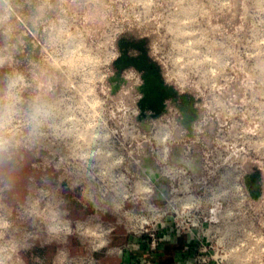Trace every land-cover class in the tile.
Segmentation results:
<instances>
[{"label": "rangeland", "instance_id": "obj_1", "mask_svg": "<svg viewBox=\"0 0 264 264\" xmlns=\"http://www.w3.org/2000/svg\"><path fill=\"white\" fill-rule=\"evenodd\" d=\"M36 8L41 9L39 18L30 19ZM14 23L9 41L14 46V62L0 72L19 70L29 79L35 73L39 81L51 78L58 97L64 99L74 94L83 99L93 86L98 92L106 86L103 77L111 70L121 35L134 32L151 38L152 55L161 64L167 81L202 98V114L193 136H184L175 121L166 118L156 122L165 125L161 129L168 133L174 127V141L191 148L199 157L192 178L200 195L208 178L212 186L216 185V174L224 171L225 164H234L237 173H242L245 161L255 157L264 162V143L260 152L249 151L254 140H264V0H30ZM3 42L0 37V44ZM124 90L114 96L113 141L115 147L124 145L131 152L130 171L140 176L144 158L158 168V143L152 135L144 142L131 136L132 123L136 122L118 118L124 113L132 117L136 109L134 95L130 97ZM78 105L84 114L85 107ZM237 127L239 137L234 134ZM169 137L163 144L168 146ZM42 146L28 156L15 192L0 201V213L8 215L16 227L13 234L31 236V247L22 250L10 264H57L62 251L68 252L70 264H88L90 260L92 264H116V258L105 256L103 249L94 252L86 242L88 238L78 233L51 238L42 223L43 199L38 215L25 217L29 199H35L38 190L43 189ZM180 157L185 158L183 150ZM50 192L49 209L66 211L65 219L71 225L86 219L118 223L110 236L112 245L125 240L121 219L90 217L93 210L79 187L58 190L53 184ZM251 205L249 209L244 204L238 218L245 230L239 236L248 246L239 249L236 257L241 264H264V195ZM75 207L86 214L76 216L72 212Z\"/></svg>", "mask_w": 264, "mask_h": 264}, {"label": "built area", "instance_id": "obj_2", "mask_svg": "<svg viewBox=\"0 0 264 264\" xmlns=\"http://www.w3.org/2000/svg\"><path fill=\"white\" fill-rule=\"evenodd\" d=\"M109 76L110 72L103 77L106 86L101 87L100 92L93 86L86 98H75V94L67 99L60 98L70 134L65 139H49L43 144L42 186L50 191V186L56 184L61 190L79 182L75 187H79L82 198L91 206L90 217L121 219L119 224L126 238L113 246L110 236L117 230L118 223L87 219L73 221L72 233L85 236L94 252L103 249L105 256L120 259L121 264H162L159 252L167 242L169 232L185 237L186 247L175 253L168 264H241L236 257L237 251L248 245L239 236L245 230L238 218L244 204L250 209L255 201L248 196L236 168L229 165L221 174H216V185L212 186L208 178L202 186L204 194L200 195L188 169L169 161L167 145L166 156L159 157L158 145L155 152L157 173L166 181V186L160 187L167 190V195L159 198L158 188L150 177L130 171L131 152L124 145L114 146L116 132L111 122L116 102L109 95ZM75 93L79 94L78 90ZM78 104L85 107L82 109L84 114ZM121 116L136 122L132 123L131 136L144 142L152 135L158 143L155 132L145 131L136 121L137 109L132 117L124 113L118 118ZM149 125L152 127L151 123ZM84 189L94 195V203L85 198ZM49 198L50 195L42 200L44 229L51 211ZM13 228L15 234L14 224Z\"/></svg>", "mask_w": 264, "mask_h": 264}, {"label": "clouds", "instance_id": "obj_3", "mask_svg": "<svg viewBox=\"0 0 264 264\" xmlns=\"http://www.w3.org/2000/svg\"><path fill=\"white\" fill-rule=\"evenodd\" d=\"M30 0H0V70L9 67L14 58L13 45L9 43L15 30V17ZM41 9L33 10L30 19H38ZM70 134L66 112L57 95L55 82L49 78L39 81L19 70L0 72V201L15 192L23 178L28 156L49 139L62 140ZM179 162V161H175ZM79 182H73L71 187ZM115 191V190H114ZM51 195L39 189L35 199L30 198L25 208L26 218L36 217L41 200ZM85 198L94 203V195L84 189ZM67 212L52 209L47 216L46 232L51 238L72 234V227L65 219ZM11 218L0 213V264H10L22 250L31 247L30 235L21 238L14 235ZM57 264H70L69 254L62 251Z\"/></svg>", "mask_w": 264, "mask_h": 264}, {"label": "flooded vegetation", "instance_id": "obj_4", "mask_svg": "<svg viewBox=\"0 0 264 264\" xmlns=\"http://www.w3.org/2000/svg\"><path fill=\"white\" fill-rule=\"evenodd\" d=\"M150 44L151 38L138 35L134 32H127L119 37L116 41L117 55L111 65L108 79L109 95L113 101H115L114 96L122 89H125V93L127 95L129 94L130 97L134 95L137 117L142 116L148 124L151 123L152 127L149 125V130L151 129L154 131L158 138L162 134L160 131L161 128L166 126H162L159 123L156 124V122L166 118L169 120L168 122H170V120L177 122L183 129L184 136L191 137L195 134V123L201 118L202 111L200 107L202 98L183 89V87L176 86L167 81L161 64L152 55ZM118 58H121V64L125 66L120 74L113 65ZM111 79L118 80L117 84L114 82L117 87L114 91L115 93L112 92L113 88L109 83ZM157 79L161 80V84L156 81ZM161 100L164 102V111L155 119L152 117L156 115V111L145 110L144 113L141 114L140 110L137 108V104L140 102L144 105L156 107ZM180 121L183 123H180ZM191 121L192 123H190ZM189 123L193 130L191 136H189V131L185 129V126L189 125ZM255 127L256 126H253L254 129H256ZM238 128L239 127H237L234 133L237 137H239L240 133V129ZM174 130V127L173 129L171 127V131L168 133L170 136L168 142L169 161H179L176 163H180L182 166L186 167L189 173L193 175L198 169L199 157L191 148H187L182 144H177L174 141ZM163 131L167 133L165 129H163ZM226 132H228V130ZM263 143L264 140H254L249 151L253 154L260 152L263 148ZM182 150L185 153V158L183 160L180 157ZM29 165L32 164L30 163ZM225 165L228 166V164ZM233 167L236 168L234 164ZM241 168L242 173L238 174L243 181L248 196L254 200L252 195H258V199L254 201L260 200L264 195V162L258 161L257 158L254 157L245 161L241 165ZM140 172L142 175L149 177L157 173V168L150 165L149 162L144 161V167ZM210 173L211 172H208V174ZM29 180H31V178ZM246 182L255 191L253 194L248 192L245 184Z\"/></svg>", "mask_w": 264, "mask_h": 264}, {"label": "water", "instance_id": "obj_5", "mask_svg": "<svg viewBox=\"0 0 264 264\" xmlns=\"http://www.w3.org/2000/svg\"><path fill=\"white\" fill-rule=\"evenodd\" d=\"M114 67L117 69L118 73L120 74L121 71L125 68V66H123L121 64V58H118L115 62H114ZM117 81L116 79H111L109 80V83L111 84L112 88H113V93H115L114 91L116 90V84H117ZM158 81L159 84H161V80H156ZM114 82L116 84H114ZM137 108L140 110L141 114L144 113L145 110H151V111H156V115H154L152 118H157L158 116H160L162 114V112L164 111V102L161 100L157 105L156 107H153L151 105H144L142 102L138 103L137 104ZM136 121L141 125V127L144 128L145 131H148L149 130V124L147 123V121L142 117V116H138L136 118ZM180 123H183L182 121H180ZM192 123V121L190 122ZM189 123V125L185 126V129L189 131L190 135L192 134L193 130H192V127H191V124ZM149 158L147 159H144L145 162H149ZM151 181L155 183V186L158 188V195H159V198H161V195H167V190L165 188H161L160 186L164 187L166 186V181L163 180V179H160L159 176H158V173L154 174V175H150L149 176ZM246 184V187L248 189V192L250 194H253L255 191L252 189L251 186H249L247 184V182L245 183ZM253 199L254 200H257L258 199V195H252ZM171 262V261H169ZM168 262V263H169ZM168 263H165V264H168Z\"/></svg>", "mask_w": 264, "mask_h": 264}, {"label": "crops", "instance_id": "obj_6", "mask_svg": "<svg viewBox=\"0 0 264 264\" xmlns=\"http://www.w3.org/2000/svg\"><path fill=\"white\" fill-rule=\"evenodd\" d=\"M167 242L163 245L162 250L159 252V256L162 259V264L168 263L174 257L175 253L182 252L186 247V239L183 236H177L172 232L168 233ZM116 264H121L120 259H116ZM165 261V262H164Z\"/></svg>", "mask_w": 264, "mask_h": 264}, {"label": "bare ground", "instance_id": "obj_7", "mask_svg": "<svg viewBox=\"0 0 264 264\" xmlns=\"http://www.w3.org/2000/svg\"><path fill=\"white\" fill-rule=\"evenodd\" d=\"M162 132V134L160 135V137L158 138V145H160L159 147V157H164L166 156L167 154V147L165 144H163L166 136L168 135V132L167 133H164L163 129L160 130Z\"/></svg>", "mask_w": 264, "mask_h": 264}, {"label": "trees", "instance_id": "obj_8", "mask_svg": "<svg viewBox=\"0 0 264 264\" xmlns=\"http://www.w3.org/2000/svg\"><path fill=\"white\" fill-rule=\"evenodd\" d=\"M72 212L78 217H82L86 214V211L80 207H75V209H73ZM117 242H118L117 240L114 241V243H117Z\"/></svg>", "mask_w": 264, "mask_h": 264}]
</instances>
